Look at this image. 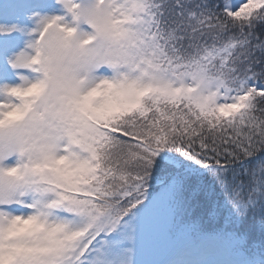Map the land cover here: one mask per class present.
I'll list each match as a JSON object with an SVG mask.
<instances>
[{
  "label": "snow or ice",
  "instance_id": "6c2138e0",
  "mask_svg": "<svg viewBox=\"0 0 264 264\" xmlns=\"http://www.w3.org/2000/svg\"><path fill=\"white\" fill-rule=\"evenodd\" d=\"M0 264H264V0H0Z\"/></svg>",
  "mask_w": 264,
  "mask_h": 264
}]
</instances>
